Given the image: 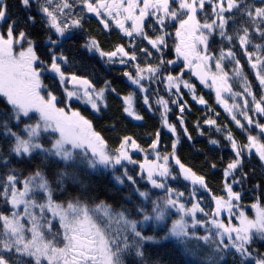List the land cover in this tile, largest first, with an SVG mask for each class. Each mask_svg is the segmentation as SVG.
Returning <instances> with one entry per match:
<instances>
[{
  "label": "snow or ice",
  "instance_id": "obj_1",
  "mask_svg": "<svg viewBox=\"0 0 264 264\" xmlns=\"http://www.w3.org/2000/svg\"><path fill=\"white\" fill-rule=\"evenodd\" d=\"M34 2L38 3V0H18L24 15L12 19L9 16L7 0H0V26L7 25L0 31V98L5 101L4 108L0 111V129L3 130L2 135L9 140V155L21 160L34 155L40 156L42 161L54 158L62 163L63 167L58 168L52 178H49L40 166L22 177L20 171L9 167L8 156L0 155V165L4 169L0 172V203L8 209L6 212L0 211V264H126L125 255L133 254L143 261L147 244L159 245L165 242L173 243L193 261L200 259V264H221L224 254L232 250L238 255L240 264H264V253H257L254 256V250L250 247L256 237L264 241V207L259 203L251 205L255 210L254 218H249L243 210L236 215L233 209L237 207L241 196L240 193L234 192L232 185L227 182L224 184L227 196L212 197L215 209L207 221L196 218L197 212L208 215L198 202L192 203L190 208L186 207L179 202V197L184 193H176L177 198L173 199L174 190L171 188L166 189L168 195L163 199V203L159 199L152 201L151 213H148L142 204L135 208V212L142 216V220L131 219L127 209L123 207L116 209L104 200L89 203L83 191L63 200L56 199L58 191L61 194L67 191L69 181L78 189H86L78 175L81 164L96 169L98 165L105 168L110 165L115 167L125 160L135 163L129 156L127 148L131 144L134 149H139V145L131 137L126 136L115 150V155L109 153L105 141L93 130L90 121L77 111L69 114L63 107H58L59 101L52 91L43 94L46 86L42 83L41 77L46 72H51L59 78L60 86L64 88L69 99L77 97L90 104L94 111H99L105 88L97 90L87 78L75 74L69 76L65 73L60 62L66 64L67 58L63 54L56 55L53 51L60 41L53 39L51 32L46 37V42L53 46L49 48L51 62L45 64L40 59L35 50V42L27 32V28L37 23L36 15L31 13ZM79 2L87 12L101 18L100 22L105 28H108L109 24L102 16L114 21L127 36L138 35L148 40L157 51L165 45L167 33L149 38L144 32L146 18H154L161 29L169 21H178L179 26L175 32L178 42L175 51L178 57H183L185 67L193 69V74L200 78L201 83L215 87L217 99L221 103H224L221 100L222 92L229 93L233 99L236 96L243 97L246 93L252 96L254 111L264 115V95L256 99L235 53L230 48L227 50L221 48L219 56L216 57L207 51L209 36L214 32L218 31L222 39L232 42L233 36L229 35L226 29L229 20L234 17L226 16L225 13L233 14L234 10L239 12L241 17L246 16L253 29L261 39H264V0H261V6L255 7L247 4L246 0H94V2L79 0ZM206 5L211 6L210 14L206 12ZM71 8L69 0H44L43 3H38L37 11L41 14L46 29L54 30L58 37H64L70 27L80 26L79 18L72 19L71 24L60 22V17L67 15L66 10ZM201 12H205L203 22L198 18ZM127 21L131 22L130 28L125 26ZM234 31L240 47L245 50L249 65L255 70L261 89L264 90V55L259 51L262 45H255L257 51L249 52L247 46L252 43L249 27L242 23ZM199 45L204 46L203 53L199 50ZM86 47L89 51L99 52L101 57L108 56L110 60L120 55L121 63L125 62L123 57L136 60L135 54L129 55L122 46L117 47L114 52L105 53L93 39ZM213 60L215 71L210 66ZM226 60L235 62L232 75L242 81L243 93L233 92L231 77L225 71ZM165 63L173 64L174 61L165 62L161 59L159 65H148L144 68L137 65L135 76L127 72L125 75L141 92H146L147 89L141 81L145 79L155 81L160 74L161 65ZM164 79L169 90L176 88L179 91L180 76L167 75ZM209 80L210 85L207 84ZM68 84L73 85V90H68ZM105 85H108L107 81ZM184 87L193 88L188 82H184ZM123 99L126 105L124 112L135 120L143 119L133 110L132 94ZM193 99H196L195 95ZM197 102L206 103L203 98ZM144 103L150 106L147 96L144 97ZM157 103L163 106L166 113L168 102L161 98ZM248 104V100L245 99V109ZM224 107L226 111L232 113L233 109L240 106L234 103L229 107L225 103ZM180 111H184V106H181ZM241 114L247 118L245 111L242 110ZM233 119L241 126L235 116ZM163 123L173 135L176 134L175 127L167 123L166 115ZM206 123L215 124V121L209 120ZM248 123L250 125L253 123L251 118H248ZM256 126L264 132V125ZM217 130L220 131L219 128ZM226 139L231 142L235 152V159L227 164L224 171L227 180L241 167L244 149L237 145L230 132ZM158 142L159 132L150 147L156 153L157 160L162 159L164 163L145 160L140 168L142 172H146L147 181L152 188L165 189L166 185L159 182L156 177H167L170 174L168 161L175 159L176 142L172 145L173 153L163 157L157 151ZM210 143L216 144L217 141L211 140ZM244 148L249 151L255 149L259 160L264 162V142H261L260 138L249 135L248 144ZM176 164L179 165L185 180L207 188L202 176H197L178 159ZM125 178L131 185L136 184L134 177L128 175L127 171L122 176L113 177L119 185L125 183ZM238 182L233 180V183ZM134 191L143 200L150 199L149 191H141L139 188H134ZM169 209H175L179 219L173 220L163 235H144L138 229V225L149 221L162 225ZM225 211L230 217L236 215L238 223L233 224L229 219L226 224L221 220L220 217ZM188 216L191 217L193 229L200 225L205 228L207 234L197 236L195 232H190L185 219ZM213 237L218 238L215 247L200 258V246L191 247L192 239L209 244Z\"/></svg>",
  "mask_w": 264,
  "mask_h": 264
},
{
  "label": "trees",
  "instance_id": "obj_2",
  "mask_svg": "<svg viewBox=\"0 0 264 264\" xmlns=\"http://www.w3.org/2000/svg\"><path fill=\"white\" fill-rule=\"evenodd\" d=\"M15 1L18 0H8ZM246 3L252 6H261V0H246ZM174 7L176 5H173ZM33 9V7H32ZM9 16L12 19L19 17L18 10L8 6ZM211 10H206L210 14ZM226 16L233 15L234 19L229 20L227 25V32L233 36L231 43L222 39L218 31L212 33L208 39V53L218 57L221 48L225 50L231 49L235 53V57L240 61L243 74L247 76L248 83L251 85V90L256 99H259L264 95V90L261 89L259 81L256 79L255 70L251 68L248 63V57L244 54L245 50L239 45V41L235 35V29L239 28L242 23L249 27L251 44L247 46L249 52H256L255 45L260 44L262 47L259 49L260 53L264 55V39H261L259 34L253 29L251 22L248 21L246 16L241 17L239 12L233 14L225 13ZM202 22L205 19V12L199 14L198 17ZM91 21H84L82 26L87 33L92 34L95 38L97 36V27L95 24H90ZM87 25V26H86ZM153 29V28H152ZM84 30V31H85ZM28 36L35 42V49L40 59L46 63L51 62V53L43 51L48 46H44L45 37L47 34L42 31H37V27L27 28ZM159 33V32H158ZM157 33V34H158ZM152 38L153 35H151ZM166 45H162V49L157 51L152 47H145L142 45L140 49L149 50L151 55L149 61H141V66L147 67L148 65L156 66L160 64L161 59L165 62L169 60H175L176 56L174 51H171V46L175 42L174 35L171 33L165 37ZM170 46V47H169ZM134 51H127L129 54H135L140 60L141 53L138 50V46H135ZM167 50L165 51V48ZM157 51L158 53H156ZM55 54H57L55 52ZM80 55L75 51L68 54L69 65H75L78 67L76 70H84L86 72V78L89 81H97L103 87H107L106 97L104 102L99 104V111H94L87 105L79 104L78 102L70 103V106L77 108L85 119L90 121L93 130L103 138L107 145V149L110 152H115L119 148L124 137H131L139 145L143 153L150 154L153 152L151 144L157 137L159 132V142L157 150L161 156L169 155L173 153V142H176L175 159H170L169 168L174 175L173 178L168 179V183L165 189L152 188V186L143 180L139 179V172L137 165H134L133 170H128V175H131L136 180V184L131 185L125 178V183L119 185L113 179L114 176H122L123 168L114 167H102L97 166L96 169L88 168L86 164H81L78 168L79 179L86 186V189H78L70 181L67 184V191L61 194L57 192L56 199L63 200L69 196H76L81 191L84 192L85 197L89 203L99 202L100 200L106 201L108 204L119 209L121 207L127 209L130 213V217L136 220H142V216L135 212V208L139 205L151 213L152 201L160 200L163 203V199L168 195L166 189L171 188L176 193H184L182 196V202L186 207H191L192 203H199L200 207L204 209V212L208 215L198 212V219L201 221H207L212 211L215 209V202L213 196H227L224 189V184L227 182L232 185L233 191L240 193V200L236 208L244 209L248 216L253 215L251 205L253 203H259L264 207V164L252 153H248V149L244 148L248 144V136H256L264 142V132L261 131L256 125H264V115H260L254 111V105L252 104V96H248L244 93L242 100L247 99L249 104L245 109L244 106L237 111L238 115H235L236 120L240 121V125L236 124L233 116L224 110L223 105L225 103L218 102L214 93L207 87L206 84L197 81L191 74L187 67H185L184 61L176 60L173 64L161 65V71L155 81L145 79L141 81L146 92H141L137 86L129 85L119 78L122 77V72L119 71L111 61H105L107 65L106 70H102V66L97 60V56L91 53H87L86 68H82L81 65L84 62L80 61ZM82 58V57H81ZM255 59V57H253ZM214 61V60H213ZM225 71H227L231 77L230 84L234 93H243L242 83L239 84L238 79L232 75L234 68V61H224ZM104 69V68H103ZM72 70V69H71ZM179 75L181 82H188L193 86L192 89L184 88L181 86L179 93L175 88L171 90L167 87V82L164 79L167 75ZM44 84L49 85L50 89L55 93L60 89L58 84L51 81V77L45 74L41 77ZM108 85H105V82ZM115 89L116 91H112ZM119 93V96H117ZM145 94L149 98L150 106L144 103ZM124 95L132 94L133 110L143 117L141 120H134L131 116L124 112L126 106L123 99ZM195 95L196 99H193ZM163 98L168 102V110H165L162 105L157 101ZM203 98L206 103L200 104L198 99ZM231 100L233 99L230 95ZM176 101V103H172ZM227 104V103H226ZM5 101L0 98V111L3 110ZM69 105V104H68ZM228 105V104H227ZM184 106V111L181 112L180 108ZM237 109V108H235ZM164 110V111H162ZM247 113V118L241 112ZM233 113V111H232ZM166 115L167 123L172 125L176 129V134L164 126L163 118ZM248 118H251L253 123H248ZM181 119L183 124H181ZM213 120L215 124L206 123V121ZM22 127V126H21ZM220 129L218 131L217 129ZM15 130V129H14ZM186 130V131H185ZM3 130L0 129V155L8 156L9 167L15 168L22 173L23 176H27L30 172L34 171L37 166L43 168L49 178H52L56 170L63 167L62 163L57 162L54 158L48 161H42L40 156L34 155L31 158H24L23 160L11 156L8 153L9 140L2 135ZM231 133L233 139L238 146L243 148L242 152V164L233 175L229 176L227 180L224 177V171L227 164L235 159V152L232 149L231 142L226 139L228 133ZM211 140H216V144L210 143ZM176 159L180 161L186 168L190 169L197 176H202L205 180L207 188H193V185L185 180L180 172L179 165L176 164ZM137 163L140 157L135 155L134 158ZM215 165V167H213ZM3 166L0 165V172H3ZM71 171V169H70ZM239 181L233 183V180ZM134 188H139L141 191H149L150 199L147 201L140 198ZM127 198V199H126ZM0 211H8L7 208L0 203ZM179 215L175 209H169L168 215L163 224H157L154 221L144 222L142 225H138V229L143 232L144 235H163V233L170 227L172 221ZM197 236L203 231L202 228H196ZM218 242V238L213 237V240L209 244H205L204 241L192 239L190 246H200V258H203L206 254L210 253L212 248L215 247V243ZM250 247L254 250L253 255L257 253H264V241L260 239H254ZM126 264H200V259L195 261L190 256L183 254L182 250L178 249L173 243L165 242L159 245L147 244L145 246V259L143 261L140 258L135 257L133 254H127L124 257ZM221 264H240V259L237 254H234V250L224 254V259Z\"/></svg>",
  "mask_w": 264,
  "mask_h": 264
},
{
  "label": "flooded vegetation",
  "instance_id": "obj_3",
  "mask_svg": "<svg viewBox=\"0 0 264 264\" xmlns=\"http://www.w3.org/2000/svg\"><path fill=\"white\" fill-rule=\"evenodd\" d=\"M43 2H44V0H38V3H43ZM93 2H94V0H93ZM38 3L34 2L33 9H31V13L36 15V18H37V23L35 24V26H32V27H37V31L38 32L42 31V32H44L46 34L51 32L52 38L53 39H58L60 41L58 46H55L53 48L52 45H50V44H48L46 42V37H45L44 46H48V47L45 48L43 51H47V53H48L49 52V48H53V51L57 53L56 55L63 54V56H65L67 58V63L65 64L63 61H61L60 63H61L62 69L69 76L71 74H75V75H77L79 77L86 78V72L84 70H76V68L78 67V64H77V66L69 65V63H68V61H69L68 54L70 52H72V51H75L78 54L82 53V55H80V61H82V59H83L84 62L82 64H79V65H81L82 68H86L85 57H86V54L88 52L97 56V60L99 61L100 65L102 66L101 67L102 70H106L107 69V65H106L105 61H108V60L111 61V64L114 65L116 68H118L119 71H123L122 72V77L119 78V79L124 81L125 83H128V78L125 75L126 72L131 74L133 68H135V70H134V76H135L136 71H137V65H139V67H141V68L145 67V65L143 67L140 65L142 60H139L137 58V56H136V60H134V61L130 60L128 57H123V60L125 62L121 63L120 61H121L122 57L120 55L112 57L111 60H110L108 56L101 57L99 52H96L95 50L89 51L88 48L86 47V45H88V43L91 40L95 39L96 42L99 45V48L102 51H104L105 53L114 52L117 49V47H120V46L124 47L126 52L127 51L131 52V51L135 50V48H136L135 46L136 45L138 46V50L139 51H141L140 48H141L142 45H145V47H146V45H147V47H152L148 43V40H145L141 36H138V35H134L133 37L127 36L124 32H122L116 26L114 21H112L111 19H109L106 16H102V18L105 20V22H107L109 24V27L105 28L104 24H102L100 22L101 18H98L97 16H95V18H91L90 16H88L87 10L79 2V0H69V3L72 4V8L69 9V10H66L67 15L61 16L60 17V22L62 24L65 23V22L71 24L72 19L79 18L80 19V26L79 27H70L66 31L64 37H58L55 34L54 30H49V29H46L44 27V20L41 18V14L37 11ZM7 4H8V6L18 10L17 12L19 14V17L24 15V12L21 10L18 2L8 1L7 0ZM58 15H59V13H58ZM91 20H94V21L89 22V23L90 24H95V25L97 24L96 25L97 30H100V31L97 32V36H95V38L92 36V34L87 33V31L84 29V26H82V23L84 21H91ZM6 26L7 25H3L2 30L4 28H6ZM125 26L130 28L131 22L130 21L125 22ZM172 27H174V29L176 30V28L178 27L176 25V21H169L168 23H166V26H164L163 29L172 28ZM2 30H0V31H2ZM161 30H162L161 26L156 24L154 18H152V17H147L146 18L145 24H144V32L149 36V38H152L151 35H153V37H155V34H157L158 32H161ZM174 39H175V42H176L175 43V46H176V44L178 42L176 35H174ZM165 45H166V43H165ZM175 46H174V43L172 44L171 47L169 46L171 48V51H175V48H174ZM164 48H165V51H166L167 47H164ZM161 49H162V47H161ZM141 52L144 54V56L146 55L145 52H143V51H141ZM129 55H131V54H129ZM147 61H149V57L148 56H147V58L143 59V62H147ZM45 64H50V62L49 63L45 62ZM71 69H74V70H71ZM191 72H192V75L195 77V79H197V81H201L198 78V76L193 74V70ZM45 75L46 76L48 75L49 77H51V81L53 80V83L58 84V87L60 89L58 92L56 91L54 93L50 89L49 85L44 84L46 86V88L44 90L45 91V95H46L47 91L50 90V91L53 92L54 95L57 96V98H59V101H61V102H64V101L66 103L78 102L79 104L85 103L82 99H78L77 97H73V99L72 98L69 99L66 96L64 88L60 86L59 78L56 77L54 73L46 72ZM90 82L92 83V85L94 84L93 86L97 90H99L101 88H105V90H106V88H107V87H103L102 84H100V83L96 84L97 82H95V81H90ZM128 84L131 85V87L132 86H134V87L136 86V85H133L131 83H128ZM67 88H68V90H73V85L72 84H68ZM116 94H117V96H119V93L116 92ZM81 95H82V93H81ZM142 95L145 96L144 93ZM126 96H128V95H124L123 94V98L126 97ZM105 97H106V92L104 93V98H103V101H101V102H104ZM133 97L134 96L132 95V99H133Z\"/></svg>",
  "mask_w": 264,
  "mask_h": 264
},
{
  "label": "rangeland",
  "instance_id": "obj_4",
  "mask_svg": "<svg viewBox=\"0 0 264 264\" xmlns=\"http://www.w3.org/2000/svg\"><path fill=\"white\" fill-rule=\"evenodd\" d=\"M206 10H211V6L210 5H206ZM211 12V11H210ZM202 13V12H201ZM200 14V13H199ZM168 23V22H167ZM176 25L177 26H179V24H178V21H176ZM2 27L3 26H0V30H2ZM173 32V35H175V32H176V30L174 29V27H172V28H166V29H162L161 30V32H159L158 34H156V36L157 35H160V34H162V33H167V35H170L171 33ZM175 43L176 42H174V46H175ZM175 48V47H174ZM199 50L201 51V53H203L204 52V46L203 45H199ZM140 53H141V59L140 60H142L143 61V59L144 58H147V55H148V53H149V51H143V52H145L146 53V55L144 56V54L141 52V51H139ZM156 53H158L157 51H155ZM174 53H175V56H176V58H175V60H172V61H176V60H178V61H184V59H183V57H178L177 56V54H176V51H174ZM212 55V54H211ZM185 62V61H184ZM210 66H211V68H212V70L213 71H215V61H211L210 62ZM72 70H74V69H72ZM134 70H135V68H133V70H132V75L134 76ZM188 70L191 72L193 69H190V68H188ZM192 74V73H191ZM179 75V72L177 73V75H175V76H178ZM128 78V77H127ZM199 78V77H198ZM237 78V77H236ZM200 79V78H199ZM238 79V82H239V84H241L242 83V81L239 79V78H237ZM95 82H97V81H95ZM42 83H43V81H42ZM128 83H131L132 84V82H131V80H129V78H128ZM44 84V83H43ZM207 84L208 85H210L211 84V80H209L208 82H207ZM94 85V84H93ZM134 85V84H133ZM181 86L182 87H184V82H181ZM209 89H211L212 90V92L214 93V95H215V97H216V99H217V95H216V88L215 87H209V86H207ZM185 88V87H184ZM176 89V88H175ZM176 91H177V89H176ZM179 93H181V91H178ZM43 94H45V91L43 92ZM58 99V101H59V98H57ZM72 99H73V97H72ZM221 100L224 102V103H227L228 104V106L229 107H231L234 103L235 104H238L240 107H238L237 109H233V113H229L228 111H226L225 110V107H224V105H223V107H224V110L226 111V112H228L230 115H232V116H235L236 114L238 115V113L235 111V110H237V111H239L241 108H242V106H244V100H242V97L241 96H236L235 97V100H231L230 99V94L229 93H227V92H222L221 93ZM217 101H218V99H217ZM218 102H220V101H218ZM69 104V105H68ZM82 105H87L89 108H91V109H93L92 107H91V105L90 104H88V103H81ZM58 107H63L64 109H65V111L67 112V113H69V114H71V112H73V111H77L78 109L77 108H75V107H71L70 106V103H66L65 101L64 102H61V101H59V103H58V105H57ZM162 111H164V110H162ZM135 120V119H134ZM138 145V144H137ZM108 150V149H107ZM78 152H79V150H77ZM127 151H128V154H129V156L131 157V159H132V161H135L134 160V158H135V155H137V156H139L140 157V160L136 163H130L129 161H127V160H125V161H122V164L121 165H115V167L116 166H119V167H121V168H123V171L125 172V171H127V173H128V170L129 171H132L133 170V166L134 165H137V170H138V172H139V179L140 180H143V181H146V182H148L147 181V174H146V172H142V170H141V168H140V165L142 164V163H144L145 162V160H147V161H149V162H152V161H155V162H157V163H160V164H163L164 163V161L161 159V160H157V157H156V153L153 151V152H151L150 154H146V153H143L142 152V150L140 149V147H139V149H134L132 146H131V144H129L128 145V148H127ZM158 151V150H157ZM108 152L109 153H111V154H113V155H115V152H110L109 150H108ZM248 153H252V154H254L258 159H259V157H258V155L256 154V152H255V149H252L251 151H249L248 150ZM91 154L89 153V156H90ZM161 157H163V156H161ZM263 164H264V162H262ZM169 164H170V160L168 161V168H169ZM98 166H102V167H104L103 165H98ZM109 167V166H108ZM110 167H113V166H111L110 165ZM114 167V168H115ZM179 172H180V174H181V176L184 178V176H183V174L181 173V169L179 168ZM169 175L167 176V177H156V179L159 181V182H163L165 185H167V183H168V179H170V178H173V174H172V172H171V170H170V168H169ZM144 177L143 179L141 178V177ZM188 182H190L191 183V181H189V180H187ZM192 184V183H191ZM151 185V184H150ZM193 185V184H192ZM193 188L196 190L197 188H202L200 185H193ZM177 197H176V195L173 193V199H176ZM179 202L181 203L182 202V197H179ZM190 208V207H189ZM240 210H243L244 211V209H241V208H234L233 209V212L234 213H236V215H238V212L240 211ZM252 210H253V215L252 216H249V218H254V216H255V210L252 208ZM245 212V211H244ZM198 213V212H197ZM197 213H196V218L198 219V216H197ZM201 213V212H200ZM246 213V212H245ZM204 214V213H203ZM236 215H232L231 217L229 216V214L225 211V212H223L222 213V215H221V217H220V219L221 220H223L226 224H227V222L229 221V219H231V221H232V223L233 224H237L238 223V221H237V219H236ZM247 215V214H246ZM131 219H134V218H132V217H130ZM176 219H179V215H177V217L174 219V220H176ZM185 219H186V221L188 222V225H189V231L190 232H195L196 234H198L197 233V227H200V228H202L203 229V231L204 232H202L200 235H202V236H204V235H206L207 233H206V230H205V228H203V227H201L200 225H197L196 226V228H192V226H191V224H192V221H191V217L190 216H188V217H185ZM199 220V219H198ZM172 224V223H171ZM171 226V225H170ZM226 239V238H225ZM254 239H259L258 237H256V238H254ZM254 241V240H253Z\"/></svg>",
  "mask_w": 264,
  "mask_h": 264
},
{
  "label": "water",
  "instance_id": "obj_5",
  "mask_svg": "<svg viewBox=\"0 0 264 264\" xmlns=\"http://www.w3.org/2000/svg\"><path fill=\"white\" fill-rule=\"evenodd\" d=\"M88 16H90L91 18H95L96 15L94 13H89L88 12Z\"/></svg>",
  "mask_w": 264,
  "mask_h": 264
}]
</instances>
